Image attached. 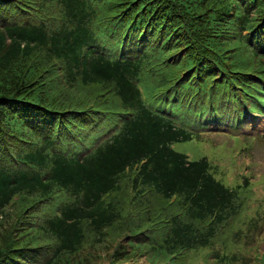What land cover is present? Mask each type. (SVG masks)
<instances>
[{
	"label": "trees",
	"instance_id": "1",
	"mask_svg": "<svg viewBox=\"0 0 264 264\" xmlns=\"http://www.w3.org/2000/svg\"><path fill=\"white\" fill-rule=\"evenodd\" d=\"M243 96L264 101V0H0V264H186L220 242L238 264L247 182L173 144L196 137L176 118Z\"/></svg>",
	"mask_w": 264,
	"mask_h": 264
},
{
	"label": "rangeland",
	"instance_id": "2",
	"mask_svg": "<svg viewBox=\"0 0 264 264\" xmlns=\"http://www.w3.org/2000/svg\"><path fill=\"white\" fill-rule=\"evenodd\" d=\"M2 19L6 21L8 17L2 15ZM93 87L95 86H87L79 90L78 94L91 90ZM154 87L155 85L151 92L144 93L147 101L155 100L158 87L156 89ZM103 89L99 86L94 93ZM208 90L210 91V87L207 89V103L210 96ZM256 92L259 93V91ZM227 97L228 95L226 99ZM202 98L198 96L197 100ZM241 100L239 111H237L238 104L233 102L228 111H223L224 108L220 107L222 114L217 117L213 116L212 108L206 107V115L210 117L205 116L201 122L193 123L176 118L178 123L185 124L187 128L195 131L196 137L189 142H176L173 147L178 151H184L191 159L206 156L214 166L212 171L216 178L228 186L235 187L238 183L247 182V187L239 189V198L242 201L241 211L228 232V235L233 231L237 232V239L234 240L235 237L232 240L229 239L224 249L237 254L238 264H258L257 257L264 248V101L250 100L245 96ZM254 101L259 108L256 114L250 116L248 104ZM215 107L219 109L216 104ZM241 113H244V116L239 117ZM82 146L83 150L78 152L79 155L88 149ZM149 241H151L150 238H144L147 251L150 248ZM223 246L220 242L212 248L192 250L189 252L186 264H223L220 261H214L212 255L214 250L221 249ZM26 249L30 250L28 247ZM102 254L105 255V251ZM137 258L141 262L150 263L152 260L147 259L142 252ZM100 259L104 260L105 257L101 255ZM42 260V250L32 251L22 264L34 261L40 263ZM96 261L99 262L98 257Z\"/></svg>",
	"mask_w": 264,
	"mask_h": 264
}]
</instances>
